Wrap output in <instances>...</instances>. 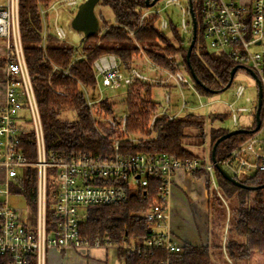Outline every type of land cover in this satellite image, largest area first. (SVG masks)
<instances>
[{"label":"built area","instance_id":"2783aa9c","mask_svg":"<svg viewBox=\"0 0 264 264\" xmlns=\"http://www.w3.org/2000/svg\"><path fill=\"white\" fill-rule=\"evenodd\" d=\"M79 1L55 0L48 8L40 9L44 42L50 33L49 13L57 12L60 7L72 9ZM160 3H163V8L178 5L182 17L177 26L185 34L192 30L189 0H159L142 10L140 21L156 17L159 28L169 30L172 20L161 13ZM202 21L208 49L231 60L238 67L236 74H249L256 91L253 100L246 96L248 86L234 84L236 101L245 99L251 107L232 103L228 105V113L235 124L239 121V114H249L247 122L237 127L248 130L246 133L249 135L230 149L221 162H217L234 178L264 171V50L256 49L257 46L264 47V0H203ZM52 33L61 40L65 37L64 29L58 25ZM0 40H3L5 51V102L0 105V255L9 256L10 264H28L31 255L36 264H46L48 252L55 248L114 246L133 253L142 248L181 252L183 245L168 231L161 230L168 218L173 175L178 171L192 175L205 170L207 180L217 189L216 164L209 158L179 160L166 153L121 152L120 147L123 143L136 145L156 138L155 125L161 116H167L168 120L176 118L166 111L171 103L170 94H165V109L157 111L148 124L147 130L155 133L132 134L127 131V113L123 117L107 115L100 102L108 98L92 99L82 85L95 126L113 144L114 152L98 155L80 151L65 157L58 151H49L46 146L41 111L22 43L19 0H0ZM148 61L166 77L150 78L137 66L126 68L114 54L101 56L93 63L96 80L93 88L127 89L135 82L194 86L193 79L188 80L183 72H173ZM260 91V126L255 129ZM186 108L188 106L183 102L179 113ZM26 114L30 115L29 119H26ZM103 124L118 130L119 135H107L101 129ZM32 145L34 158L30 149ZM30 169L35 170L34 210L28 204L21 208L10 201V196L23 197L19 189L24 187L25 180L30 179ZM154 178H159L162 186L151 197V205L143 214L154 230V235L144 244L134 240L128 242L127 237H123L119 244L110 240L102 242L100 238L89 242L81 236V225L90 207L125 202L132 192L146 188Z\"/></svg>","mask_w":264,"mask_h":264},{"label":"trees","instance_id":"16d2710c","mask_svg":"<svg viewBox=\"0 0 264 264\" xmlns=\"http://www.w3.org/2000/svg\"><path fill=\"white\" fill-rule=\"evenodd\" d=\"M55 0H19V22L22 43L27 59L44 125L46 146L49 151H58L65 157L80 151L98 155L112 154L114 146L96 128L91 117L82 85L94 87L96 84L93 63L101 56L116 55L126 68L134 66L136 57L145 55L159 67L173 72L186 70L199 80L193 79L200 94L211 95L224 91L230 82V74L235 67L227 57L208 49L202 21L203 0H192L193 12L197 21V36L190 64L187 51L193 39L192 30L185 36L179 27L170 21L169 30H162L156 17L140 21L147 0H100L99 3L112 9L114 22L107 21L102 13L98 15L101 29L91 37L82 39L84 44L77 47L62 45L52 32L44 42V23L41 8H48ZM153 1V0H149ZM175 40V41H173ZM45 43V44H44ZM164 45V46H162ZM235 77V76H234ZM155 86L166 88L171 85L161 83L135 82L126 89L127 131L132 134H152L148 129L151 117L158 111V102L153 98ZM107 115L116 117L114 103L108 99L100 102ZM73 114L72 117L66 116ZM221 114H215L214 118ZM229 115L223 114V117ZM202 127L201 120L193 112H187L168 120L167 116L157 119L156 138L141 141L136 145L121 144V152L166 153L179 160L206 159L216 141L230 130L217 127L210 132V150L208 157L193 152L184 144L186 129ZM107 135H119V131L101 125ZM248 133L236 134L221 141L216 150V158L222 161L230 149L248 137ZM33 155V145L30 147ZM207 171L193 173L201 177ZM30 179L19 189L32 210L36 206L35 170L30 169ZM217 190L210 181V214H212V243L202 245L184 244L181 252L167 253L162 249H140L137 253L119 248L125 264H216L215 252L227 255L232 261L245 260L254 252L264 254V187L255 190L236 186L225 179L215 169ZM248 186H263L264 171H257L246 177H235ZM159 178L151 179L149 186L132 192L129 200L103 206H92L81 225V236L89 242L100 238L102 242L110 240L113 244L134 240L144 244L154 235L152 224L143 215L151 205V197L160 191ZM146 192V193H145ZM228 198V202L224 196ZM222 195L223 197H220ZM253 195V196H252ZM231 207V209H230ZM219 211V213L217 212ZM51 213V212H50ZM225 223L222 226L221 220ZM225 233V235H224ZM223 242L220 243V237ZM9 256L0 255V264H10ZM28 264H36L33 255Z\"/></svg>","mask_w":264,"mask_h":264},{"label":"rangeland","instance_id":"374dc122","mask_svg":"<svg viewBox=\"0 0 264 264\" xmlns=\"http://www.w3.org/2000/svg\"><path fill=\"white\" fill-rule=\"evenodd\" d=\"M83 1L84 0H80L79 4L72 9L60 7L57 9V12L55 10L51 11L48 15V20H47L50 32L54 31L55 25H58L64 29L65 37L61 40L62 45L77 47L80 50L82 49V45L84 44L82 40L84 35L82 32H79L72 27V19L76 15L78 8ZM158 7L161 9V13L165 17L171 19L176 25L180 24L182 13L178 5H171L167 8H163V3H160ZM95 12L97 13V15L102 13V15L107 21L114 22L115 16L110 7L98 3L95 7ZM100 29H101V24H100ZM180 33L182 36L186 35L182 31H180ZM1 41L3 40H0V45H1ZM256 49L264 50V47L257 46ZM136 61H137L136 66L142 70H145L146 74L150 78L166 77L165 73L163 72L161 73L158 69H154L152 67L151 63L148 61V59L144 54L137 56ZM182 72L188 78V80H190L191 77L189 76L187 71L183 69ZM236 83H243L246 86H248V89L246 91V96L251 97L253 100L255 99L256 91L255 88L253 87L254 80L249 74L243 72H238L236 74L232 85L229 86L227 89L211 95L200 94L196 90L195 85L193 86L192 84H191L192 86L189 84L172 85V87L170 88L169 87L166 88L163 86H155L152 90V95L153 98L158 102L159 112H162L165 109V105H166L165 94L169 93L171 97V103L166 108V111L169 115L177 114L183 102L186 103L188 108H186L183 112H181L177 116H182L187 112H193L197 115L198 119L201 120L202 122V127L187 128L186 129L187 135L184 139V144L196 154L205 156V154L207 153L206 156L208 157V151L210 150L209 147L210 132L212 128L221 127L228 129L230 131L235 130L237 129V127L243 126V124L247 122V119L249 118L248 113H241L239 114L238 123L235 124L232 118L230 117V115H226L223 117V114H228L229 104L233 103L235 106L251 107V105L245 99L236 101V97L234 93V84ZM101 88L102 89L100 90L99 87L96 88L86 87L85 92H87L92 99H97L101 96L108 98L109 101L114 103L115 115L117 117H123L127 113L126 88L125 87H119L117 89H111L105 87H101ZM201 104H204V106H201ZM215 114H221V115L218 118H214ZM66 116L72 117L73 114L67 113ZM25 117L26 119H29L30 115L26 114ZM222 195L224 196L223 200L228 202V198L225 196V194L222 193ZM222 195H220V197H223ZM10 201L11 203L21 208H25L27 204L25 198L20 196H10ZM217 212L219 213L218 210ZM210 216H212V214H210ZM221 223L223 226L225 220L222 219ZM223 238H224L223 236L220 237V243L223 242ZM93 250H97L101 252V254H103L104 259L108 256L107 258L110 261L113 258H117L119 262L123 261V258L120 255H118L117 247L110 246V247L75 249V252H77V254H79L81 257L74 258L72 262L76 264H85L86 261L82 258L88 259L95 257L96 253H93L92 252ZM221 255H223L222 252ZM97 256L101 257L98 254ZM220 257H222L221 258L222 261L217 262L218 264H220V262L222 264H230L224 256H220Z\"/></svg>","mask_w":264,"mask_h":264},{"label":"crops","instance_id":"0c3cea01","mask_svg":"<svg viewBox=\"0 0 264 264\" xmlns=\"http://www.w3.org/2000/svg\"><path fill=\"white\" fill-rule=\"evenodd\" d=\"M242 2L247 0H240ZM101 23V22H100ZM0 105L5 102V85H4V48L3 41L0 45ZM137 61L134 66H136ZM180 110V109H179ZM172 115L176 116L179 113ZM183 112V111H182ZM207 174L201 177H195L193 175L186 174L182 171H178L173 175L171 190L169 196V213L168 218L161 226L162 231H168L174 240L178 243L202 245L212 243L213 233L215 232L212 219L210 217V197L211 191L207 186ZM225 235V233H224ZM94 248V247H93ZM48 252L46 258V264H76L72 260L74 258L81 257L75 249H61L55 248ZM77 251V250H76ZM118 255H120L119 248H117ZM96 253L95 257L82 258L86 261L85 264H125L123 258L122 262H119L117 258H113L111 261L106 257L103 258V254L97 250H93ZM100 255L101 257L97 256ZM224 256L230 264H264V254L254 252L245 260L232 261L225 255H219L215 252L213 260L216 264L222 261ZM220 264H222L220 262Z\"/></svg>","mask_w":264,"mask_h":264},{"label":"water","instance_id":"95a60500","mask_svg":"<svg viewBox=\"0 0 264 264\" xmlns=\"http://www.w3.org/2000/svg\"><path fill=\"white\" fill-rule=\"evenodd\" d=\"M159 0H153V1H146V5L147 7L153 6L156 2H158ZM100 2V0H85L84 2H82L78 8V11L76 13V15L73 17L72 19V27L83 33V37L84 38H88L91 36L96 35L99 30H100V19L97 15V13L95 12V7L96 5ZM189 8H190V12H191V17H192V34H193V39L192 42L190 43L189 47H188V51H187V61L190 64V56L192 54L193 51V47L195 45V40H196V36H197V21L195 18V14L193 12V5H192V0H189ZM83 38V39H84ZM238 70V67L235 66L230 74V82L229 84L226 86L225 89H227L229 86L232 85L234 76L236 74ZM251 74L254 76V73L252 71H250ZM193 79L196 81V83H199V80L196 78V76L194 75V73H192ZM224 89V90H225ZM260 108H261V91H260V95H259V106L257 109V113H256V119H257V125L255 129H258L260 126ZM248 130L246 129H242V128H237L235 130H231L227 133H225L223 136H221L216 143L214 144L212 151H211V157H212V161L216 164V168L217 170L220 172V174L227 180H229L230 182H232L233 184H235L236 186L242 187V188H246V189H251V190H255L258 188H262L263 186H257V187H253V186H248L242 182H240L239 180H237L236 178H234L233 176H231L218 162H217V158H216V150H217V146L218 144L229 138L232 137L236 134H241V133H246Z\"/></svg>","mask_w":264,"mask_h":264}]
</instances>
